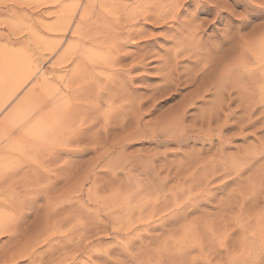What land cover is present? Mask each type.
Listing matches in <instances>:
<instances>
[{"label": "rangeland", "instance_id": "obj_1", "mask_svg": "<svg viewBox=\"0 0 264 264\" xmlns=\"http://www.w3.org/2000/svg\"><path fill=\"white\" fill-rule=\"evenodd\" d=\"M104 1L106 2V6H104ZM152 1L153 0H148V4L146 5H148V7L152 6ZM155 1L157 0H154V2ZM215 1H217L219 5L221 4V7L225 6L222 9L227 10V12L225 11V24L223 23L226 29L228 27L226 19L229 21V19L227 18L229 13L228 10H233L235 8V5L231 3V0ZM86 2L87 0H81V2L79 3L78 0H0V58H22L28 62V65L32 68L33 72L32 78L1 110L0 120L4 118L8 114L10 109L27 94L31 86L37 83V81L41 80L42 78L47 79L51 83L53 89H55L54 95H52L48 99H51L50 105L52 104L51 102L56 99L54 101L55 103L53 102V105L57 106V103V108L59 107L57 113V117L59 116V119L55 121L52 130L47 132L45 136L43 135V137H31L33 141L32 146L20 145L13 142V144L10 145L11 147H5V145H2L0 147V164H11L14 166V169L10 168V170H7L4 173V178L6 177L8 179L10 175L14 176L15 171L20 172L18 173V175L15 174V178L10 176L9 179L11 181H9V183L7 184L9 186L6 185V189H4L5 187L3 188L4 190H6V192L0 198V201L4 202H2L3 205L0 206V211L5 213L7 216L9 214V218L12 216L15 217L17 212L20 210L19 206L23 201H25V199L27 201L29 200V197L31 196V190H34L33 188H35V186H33L34 182L38 177L37 175H39L40 173H43L44 175H50L51 177L44 180L47 183L42 182L43 184H40V187H42V185L49 187L50 185L53 186V184H55L54 186L56 187L55 188L53 186L54 188L52 190L54 191L50 190V192L47 193L48 195L43 193L48 197L49 194H51L50 198L52 199L50 200L49 198V201L53 202L54 204L49 202L48 197L43 196L40 191L36 193L37 189H35L34 192L32 191V195L34 196L35 193L36 196L34 197L39 198L36 201V204H34L33 201L29 200L24 205H21L23 207L25 206V208L27 207V209L24 208V210L23 208H21V210L23 209L24 212L23 210L22 212L21 210L19 211V213L21 212L20 214L22 216L21 221H23L21 223L18 222L19 225L21 224L19 226V228L21 229L20 232L22 235L23 233H28L24 234L28 235V239L30 236H32L31 233H33V229H37L39 227L38 222L42 220L43 226L41 223L40 224L42 228H44L43 231L42 228H40V231L43 232V234L40 236L41 239L38 236V238L35 236L37 239L33 236L32 238L34 239L31 238L30 242L27 239L28 242H26L28 245L27 248H32V244H34L33 246L37 248L34 249V251L39 253L35 254V264H44V262L42 263L41 261L42 259L45 260V264H210L211 262V264H264V245L258 242V240H256V237L254 236L256 232V230H254L256 229L254 228L256 223L255 215L263 211V203H261L262 201L259 199V203H252V205L247 204V207H243L242 210H239V207H237V205H233L232 207L227 206V200L230 198V195L232 194L233 197L235 195H239V193H237L239 192V190L244 192L245 187H250L249 185L251 182L253 184L255 183V181H259V184L256 182V188L258 189L259 187L258 190L260 192L264 188V169H262L263 172L261 175H259V177L257 175L254 176L255 174L253 173V171L248 169L251 168L250 164H220L222 163L221 160L223 161V158L218 157L219 155L216 152L218 150H215V147L217 146L211 148L212 150L210 149L203 151L204 148L207 149L209 147L208 143L205 144L199 141H190V143L185 144L186 146H184L183 144L182 147H180L172 144L167 148L163 147L159 149L158 147L156 148L157 145H155L156 143H153L154 141L152 140V138H150L151 136L149 137V132L152 133L153 130L157 127L172 122V119L174 117L173 112L176 109L179 111V106L182 105L183 107L186 102L189 103L190 100H188L187 97L189 98L191 96H189V94L197 89L195 88V86L198 83L194 84L197 81L190 84V78L193 76V73L196 70L194 69L195 65L193 64L194 60H191L189 58L179 59V61L182 60V63L179 62V64L181 63L179 66H183H178L180 75L182 74V72L185 73V75H181L182 77L180 78L182 80L180 81V83H182H176L175 85L174 83H171L172 85L166 83L167 68L165 62L166 58L168 59L169 56L165 54V52L169 53L172 51V49L175 48L173 39L171 38V36H169V28L172 27L173 23L170 21L166 22V24L158 22L156 23L153 20L151 22L144 21L143 19L139 18L133 23L134 25L132 24V27L127 26V29H124V31L122 32H127V30H131L133 27L135 30L141 31L143 27L142 34L140 36L141 38L135 37L133 39H130L128 42L123 41V39L120 38L121 36H119V38H116L119 42L123 41L120 44L124 45L120 48L121 50H119L120 54L122 53L121 55L124 56V59L127 57V60H123L121 62L122 68L120 65L116 66V69L113 68L117 71L115 74L113 69L97 68V66H100L96 62L91 61L87 55L83 54L85 53V50L89 48V44L84 43L88 41L86 38L87 34L96 30V27L92 24L96 21L95 18L93 20L88 19L87 24L90 26L86 29H84L85 25L79 26V9L81 5L84 6ZM101 2H103L101 3L102 5L104 4L102 8L106 7L102 9L104 10L103 12H106L107 10L109 11V9L112 10V12L110 13L106 12V18L110 23L118 19L120 21H124V18H127L125 17L127 16L126 13L131 11L132 8H136L138 3H141L142 0H117L118 3H121V6H123L124 9H121L123 7H119V9L117 6V9L114 7L115 10L113 8L114 0H101ZM258 2L259 0H257V3ZM140 3L139 5H141ZM76 4H78L79 9L75 13H73ZM185 6V9L183 10H194L193 5ZM99 9L100 6H98L97 10L99 11ZM71 10H73V12ZM72 15L73 18L71 25L67 27V21L68 19H71ZM234 16V25H236L237 22L241 21L242 19H246V21L248 20V28L242 29L240 33V35L242 36H246V34L247 36L249 35L247 37V40L249 39L250 41V39L253 38L251 40H253L254 43L261 39H257L255 37L264 35L262 34L264 33V19L253 20L247 13L243 14L244 18H241V16L239 15ZM198 18L202 21H210L211 28H205V33L209 35V38L205 34V40L204 38L203 40L206 42L208 41L211 44L216 42L218 35H211V31L214 29V20H212L213 16L208 17L205 15H200ZM200 20L199 22H201ZM223 25L217 26L218 34L220 33V35L223 33L221 32ZM78 26L79 29H77ZM111 26L112 25L110 23L109 27ZM253 28L255 32L252 30ZM234 29L235 28L233 27V30ZM251 30L252 33H250ZM131 31L133 32V30ZM236 42H238V40ZM171 43L174 45V47H172L173 45ZM231 43H225V46L228 45L227 47H225L226 51L229 49L230 45H233ZM251 45L252 41L247 50H241V44L238 47L237 53H235L240 57L238 58L239 60L244 61V57H246L245 59L247 60H249L250 58V63H248L249 61L247 62V60L244 61L248 63L247 69L250 71H256L258 69V65L252 60L251 56L253 55V53L251 52V49L254 46ZM69 48V53H67L68 55L65 56L66 50ZM141 50H143V52L145 51L146 54L149 53L145 56V59L148 57L145 60L146 62H144L146 64L145 67L142 69L139 68V70L136 69V71H133L131 75L123 73L121 71L123 69V64L128 65V63H130L133 58H135L139 53H142ZM235 53H233L234 55L230 56V58L228 59L229 62L231 57L233 59V56L236 55ZM237 55L235 57H237ZM240 55H244V57ZM162 56L163 58H160ZM61 60H63L64 63L63 61L61 62ZM228 60L225 63H228ZM253 62L255 64H253ZM93 63L97 65L94 66ZM231 63H228V65ZM160 70L164 71L161 72ZM186 70H188V73L186 72ZM119 71L121 72L119 73ZM111 72L115 74V76L111 74ZM186 73H190V76L186 75ZM111 75L113 76L111 77ZM113 77H115L116 79ZM130 78L132 79V81ZM186 78L187 80L189 79V82L186 80L188 82V85L190 84L192 86H187V82L185 81ZM164 81L167 86L163 84ZM183 81L186 82V84H184ZM107 83L111 86V88H113L114 86L117 88L121 87L118 90H120V93L124 91L122 95L126 93L124 96L126 98L121 96V102H119L120 100L118 99L120 96H118L119 94L116 92V95H114V102H112V92L114 90L116 91L117 89H114L115 87L113 89H110V86ZM106 85L109 89H107ZM173 86H177L176 89H174ZM105 89L108 90V92L110 90L113 91H110L108 93ZM106 93L108 94L106 95ZM193 93H191L193 96H191V98H198L197 94L194 93L193 95ZM110 94H112V96ZM209 96V94L206 95V97ZM211 97L207 98L209 101H207V99H204L205 101H201V99H199L198 102L195 101V106H200L199 108L193 106L190 107L191 110L188 109L189 107L187 108V112L189 111L187 115L188 117L186 118L187 126L193 125L192 119H194V117L192 116L198 115L199 120V115L201 116V114L199 113H203V110H206L201 109V107L207 109L210 107V102L213 101L212 99L215 96L212 97V99ZM122 99L124 101H122ZM130 100L133 102V105L135 104L134 106L132 105ZM185 100H188L189 102ZM207 102H209V107ZM213 102H215V99ZM236 104L232 106L233 110H235ZM198 109L201 110V112ZM175 112L177 113V111ZM75 115H77V117ZM133 117L136 118L133 119ZM60 119L62 121H60ZM135 120L142 122L140 126L137 125L138 121ZM164 120L166 123H163ZM196 120L197 117H195L194 122ZM82 121L85 126H83ZM143 125H147L149 127L145 128ZM140 127L141 129L139 130ZM260 127L263 128H260V130H263V132L257 131L256 135L258 138L264 139V126H261L260 124ZM135 130H137L136 133ZM223 132V134H228V136L231 134V132L229 134V132H226L225 130ZM234 143H236V145H234L235 147L239 146L242 149H247L246 146L251 143L258 145L256 144L258 142L252 137L248 139L247 142H242V140L239 139V141L236 140ZM228 150L226 152L227 154H229V156H232L231 153L235 155L237 154V149L235 148H230ZM200 151H202V153ZM210 151L211 153H213H210L209 155L208 153ZM156 152H158L159 156H162L161 154H163L164 152L168 153L169 156H167V161L169 162V164H167L168 162L166 163L168 167L171 165H176L173 167L174 169L177 167L175 170L182 168L181 171L183 172H179V170H177L180 175L182 173L181 177L179 174L177 177L172 176L173 178L169 180L166 189L168 190V195L170 190L172 189H177L179 192H181V190L183 189L185 193L179 198V201L183 202V204L187 203L190 200V203H193L195 199L199 197L200 200H198L201 202L202 199L208 194L207 191L201 192L202 190H204L203 188L202 190H200L197 187L195 188V185H193L194 182H197L196 178H198V175H200L199 177H201L200 172L203 170V167L200 168V165H202V163L199 164V166L197 164L199 160L202 159V161H204L205 158V160H207L209 156H211L213 159L216 156L215 158L220 163H217L215 158V161H213V163L211 162V157H209L208 160H210L213 165H217V168L219 169L226 166L229 172L228 174H224L220 171L215 178H209V180H211V188L209 187V189H211L212 193L211 191L209 192L214 195H210L209 193L210 200H207V198L203 199L202 206H200V208L196 207L197 210L193 211V214L191 213L190 215V213H188V218H186V220H183V222L177 221V219H175V216L180 217L179 214H182L181 211L176 212L177 208H172L173 211H171L172 209L164 211L165 213H159L160 216H157L154 215L156 214V212L154 213L151 207L152 200L156 198L153 197L152 199L151 196H156V194L148 197L151 199L149 202H147L146 200L147 203L145 206V196H139L140 198L138 197L136 199V195H133L136 192L134 179L132 177H128L126 173L127 170L134 169L135 166L134 170H138L137 173L139 172L140 174L138 177L139 180L145 183L146 177L142 173V171L146 166L150 165L149 162L154 159L153 155L156 154ZM195 152H200L202 154V158L200 156H197V158L195 159L194 157L196 156H193L196 154ZM204 152L205 154L207 152L208 157L204 154ZM200 153H197V155H201ZM189 154H193V157L191 156L190 158ZM204 155L206 157H204L203 159ZM184 156H187V158ZM154 160L155 161L152 164H154L156 167L162 164L157 159ZM207 161H204V163H207ZM185 163L187 164L184 168L183 164ZM192 163L195 165L197 164L196 169L198 170V168H200L201 171L199 172V170L197 171L196 169H193L194 174L192 171L191 174L190 170L192 166H194ZM260 163L262 166H264V160H262ZM260 163L256 164L257 166L255 168H260ZM246 165H248L247 168ZM178 166L180 168H178ZM262 166L261 168H263ZM173 168H171L172 171ZM234 168H238L240 170L239 172H241L239 174H242L241 180L243 179V182L245 181L244 184H242L243 187L242 185L241 187H239L238 184L230 185L229 188L228 186L226 187V185L223 186L224 184H229V182L233 183L234 181L231 180H235L237 178L238 174L234 173ZM184 169L186 170L184 171ZM242 169L245 170L243 171ZM34 170L36 171V174L34 173ZM38 170H40L41 172ZM47 171L50 172V174ZM45 172L47 173L45 174ZM32 174H34V178L32 177ZM41 175L42 174H40V176ZM53 175L56 176L54 177ZM255 177H259V179ZM13 180L14 185H16L15 182L20 183L21 181L19 185L17 184L14 191L10 189V183H12ZM32 180L33 182H31ZM192 181L193 183L191 184ZM27 182L32 185L28 186V183V189L27 187L24 189L23 187H25L24 185ZM79 182L80 184L81 182L84 183V187L81 199L76 200V194L74 192L73 193L75 195H73V193L71 194V191L69 190H72V186H74L73 184ZM185 183L189 187L184 185ZM262 183L263 185H261ZM51 186L49 187V189L52 188ZM64 187H67L68 191L66 189L65 192ZM193 187L194 189H192ZM57 190L59 191L57 192ZM55 191L57 192V194H55ZM20 192L22 195L20 194ZM67 192H69L71 195ZM233 192L235 193L233 194ZM63 193H67L69 195H64ZM202 193L206 194L202 195ZM26 196L28 197V199L26 198ZM69 196L70 199H68ZM212 196L214 198H212ZM11 197L13 198V200L11 199ZM40 197L42 199L47 198L46 202L50 203H48V206H50L49 211L45 209L48 207H46V203L44 202V200L40 199ZM184 197L185 199L188 198L187 202L185 201V199H183ZM22 198L25 199L23 200ZM32 198L33 197L31 196V199ZM172 200L168 204H172ZM204 200H207L206 202L209 201L208 204L205 203ZM55 201H58V204H55ZM127 203L130 206L129 209H125L126 207H123V205L127 206ZM153 203H155V199ZM190 203L188 202L187 205H191ZM9 204L11 205L9 206ZM27 204H31L32 206L30 205V207H32V209L34 205V212ZM52 204L53 206H55L52 210H50L53 207ZM4 205H6L7 207ZM56 206H58V209H55ZM118 207L120 210H118ZM16 208L19 210H17ZM6 209L8 210L6 211ZM9 210L10 212H8ZM54 210L59 211L57 212ZM78 210L80 212V215H77V213L79 214V212L76 213V211ZM25 212L26 214H24ZM11 213L13 215H10ZM28 213L30 214L28 215ZM173 213H177L178 216L176 214L173 216ZM60 214L63 215L61 216ZM151 215L153 217V220L150 219ZM161 215L163 216V218H165H160L161 223H164L166 219L169 220L168 226L167 222H165V229L161 227V225L159 224L160 222L158 221L159 217H162ZM204 215L206 216L204 217ZM57 216L60 217L57 219ZM168 217H172L175 220ZM66 219L69 221H67ZM46 220H48L46 225L49 228L45 226ZM64 220H66L67 222H64ZM93 220L95 224H98L95 225L96 227H93V229L97 228V226L99 227L100 224H104L105 227L103 226L102 228L106 229L101 230L100 227L99 232L101 236L99 235L91 238V240L85 243L87 244V247L81 248L80 251H78V247L76 248L75 244L81 245L79 241H83V239L87 236L84 235V237L82 235L81 240L78 234H83L87 228L91 227L90 225L94 224ZM99 221L101 223H99ZM88 222L90 223V225L88 224ZM156 222L159 225L156 226ZM176 222L182 223L178 225V223ZM191 223H194V225H192ZM195 223L197 224L195 225ZM147 225H149V227H147ZM153 225H155L156 227ZM146 228H150L148 229L149 231ZM152 228L154 229L152 230ZM38 230L39 229H37L36 232H40ZM104 230H106L107 232ZM37 235L40 234L38 233ZM31 240H34V242H32ZM40 241L41 244L39 243ZM42 241L44 243H42ZM37 243L40 244L39 247V244ZM15 244L16 243H14V241L10 242L7 237L0 240V264H5V256L7 255L6 253H8V251ZM35 244L37 245V247ZM114 250H116V254H114ZM50 259L51 261H49ZM29 260L30 259L27 257L25 258V260L22 259L21 261H23V263H21L30 264Z\"/></svg>", "mask_w": 264, "mask_h": 264}, {"label": "bare ground", "instance_id": "obj_2", "mask_svg": "<svg viewBox=\"0 0 264 264\" xmlns=\"http://www.w3.org/2000/svg\"><path fill=\"white\" fill-rule=\"evenodd\" d=\"M147 1L148 0H142L143 4H142V2L141 3L139 2L141 5H139V3H138L136 8H132L131 7L132 9H131V11L126 13L127 16H125V17H127V18L126 19L124 18V21L122 19H121L122 21H120L118 19V20H115L113 22H110L111 25H112L111 26L112 28L109 27L110 23H109V21L106 18V12L110 13V12H112V10H110V9H109V11L105 10L106 12H103L104 10H102V9L106 8V7L102 8L103 5L106 3L105 1H104V4L102 5L101 3H103V2H101V0H87L86 4L84 6L81 5L80 9L78 8V4H76L74 12H73V10H71V11L73 13H75L79 9V12H80L79 26L85 25L84 29H86L87 27L90 26V25L87 24L88 23V19H92V20L94 18L96 19V21L94 23H92L96 27L95 28L96 30L94 32H90V33L87 34L86 38H87L88 41L84 42V43H86V44L88 43L89 44V48H87L86 50L84 48L85 53H83V54L87 55L91 61L96 62L100 66V67L97 66V68H100V69L101 68L102 69H105V68L113 69L114 68V69H116L117 68L116 66H119V65L122 68L121 62L123 60H127L126 59L127 57L124 59V56L121 55L122 53L120 54V50H121L120 48L124 45V44L121 45L120 43L123 42V41L128 42L130 39H133L135 37H140L141 34H142V29H143V27H142L141 31H137L133 27L131 29V30H133V32L131 30H127V32H122V31H124V29H127V26L128 27H132L134 25L133 23L139 18L143 19L144 21H151L152 22V20H153L156 23L158 22V23H165L166 24V22H168V21L172 22L173 23L172 27L169 28L170 29L169 36H171V38L173 39V44L175 45V48L172 49L171 52H169L170 55H169V53L165 52V54H167L169 56L168 59L166 58V62H165L166 68H167V69L165 68L166 71H167V75H166V81L167 82L166 83H168L169 85H172L174 83V85H175L176 83L179 84L180 81H182L180 79L182 77L181 75H183V74L185 75V73L182 72V74L180 75V71H179L178 68L182 66V65L179 66L182 63L181 62L182 60L179 61V59L189 58L191 60H194L193 64L195 65L194 69L196 71L193 73V76L191 77L192 79L190 78V84H192V82L194 83L195 81H197V82L194 83V84L198 83V84H196V86L194 85L195 88H197V89H195L193 92L197 94L198 98L192 99L191 98V96H192L191 93H193V92H191L189 94V96L191 95L189 97L190 99L187 97V99L190 100V102L188 100H185V101H188L190 104L186 102L185 105H183V107H182V105L179 106L180 109L181 108L182 109L181 110L179 109V111L176 109L175 111H177V113L174 111L176 114L173 112L174 117L172 119V122H170L168 124H165V125H161L160 127H157L154 130L150 127L153 130V132L152 133L149 132L150 133L149 137L151 136L150 138H152V140L154 141L153 143L154 144L156 143L155 145H157L156 148L158 147L159 149L163 148V147L167 148V147H169L172 144H174L176 146H180V147H182L183 144H184V146H186L185 144L190 143V141L191 142L199 141V142H202V143H205V144L208 143L209 147L207 149L204 148L203 151L210 150L211 148L217 146V147H215L216 148L215 150H218V151H216L217 154L219 155L218 157L223 158V161L220 159L221 162H222V163H220L215 158L216 157L215 156L214 158L216 159L217 163L219 162L220 164H223V165L224 164H228V163L229 164H233V165H235V164L236 165L237 164L238 165L239 164H250L251 166L250 165L249 166L251 168H248V169L253 171V173L255 174L254 176L261 175L262 172H263L262 169H264V166H262L261 163H260L262 160H264V139L258 138L256 133H257V131H259V132L262 131L263 132V130H260V128H261L260 124H261V126H264V35L263 36L261 35L259 37H255L257 39L258 38H261V39L256 41V42H254V43H253V40H251L253 38H251L250 41H249V39L247 40V37L249 35L248 36H247V34H246V36L240 35L242 29H247L248 28V26H249L248 25V20L247 21H246V19H242L241 20V18H240L241 21H238L237 24L235 23L236 25H234L233 24L234 23L233 18L235 17L234 16L235 14H233V10H231V11L228 10L229 13H228V17L227 18L229 19V21L226 19V21L228 23V27L225 29V25H223V23L225 22V11L227 12V10L222 9L225 6L221 7V4L219 5V3L217 1H215V0L214 1L213 0H157L155 2L153 0L152 1L153 2L152 6H149V7H148V5H146V4H148ZM149 1H151V0H149ZM79 2H81V0H78V3ZM144 2H146V3H144ZM114 3H115V5H114ZM114 3H113V8L115 7L117 9V6H118V8L119 7L120 8L123 7V6H121V3L117 2V0H114ZM185 5H188V6L189 5H191V6L193 5L194 10L193 9H192L193 11L183 10L186 7ZM98 6H100L99 11L97 10ZM104 6H106V4ZM115 8H114V10H115ZM121 9H124V7L121 8ZM125 11H126V7H125ZM200 15H205V16H208V17L209 16H211V17L213 16L212 20H214L213 21L214 29L211 31V35H214V36L218 35L216 42L211 44L208 41L207 42L204 41L205 40L204 35L206 34L205 33L206 32L205 28L206 27L211 28V27H210V21H208V20H206V21L203 20L202 21V20H200L198 18ZM68 16H70V15H68ZM189 17H191V18H189ZM72 18H73V15L71 16V19H68L67 27H69L71 25ZM199 20L201 22H199ZM62 24H65V23H62ZM219 25H223V28L221 29V32H223V33L221 35H220V33L218 34L217 26H219ZM79 26L77 27V29H79ZM233 27L235 28L234 30H233ZM254 28L252 30L255 32ZM252 30H251L250 33H252ZM73 33H74V31H73ZM225 33H226V38H225ZM250 33H248V34H250ZM262 34H264V33H262ZM119 36H121L120 38H122L123 41H120V42L117 41L118 39H116V38L117 37L119 38ZM142 37H143V35H142ZM207 37L209 38V35H207ZM168 38H170V37H168ZM203 38H204V40H203ZM172 39H170V40H172ZM119 40H121V39H119ZM237 40H238V42H236ZM251 41H252V45L251 46H254V47H252V49L250 48L251 52L253 53V55L251 57H252V60L258 65V69L256 71H250V70L247 69V64L250 63V61H251L250 58H249V60H247V59H245L246 57H244V55L243 56L240 55V56L244 57V59H243L244 61H246V60H247V62L249 61L247 63V62H244L242 60H239L238 58H240V57L236 54L237 51H238L239 45L242 44V48L240 46L241 50H247V48L251 44ZM254 41H255V39H254ZM228 42H230V43L232 42L231 44H233V45H230L229 49L226 51L225 47H227L228 45L225 46V43H228ZM174 45L172 47H174ZM69 50H70V48L66 50L65 56L68 55L67 53H69ZM141 51H142V53H139L135 58H133L132 61L130 63H128V65L127 64H125V65L123 64V69L121 70L123 73L131 75V73L133 71H136V69L139 70V68L142 69V68L145 67L146 64L144 62H146L145 60L148 58L147 57L145 59V56L147 54H149V53L146 54L145 51L144 52H143V50H141ZM248 52H250V51H248ZM143 53H145V54H143ZM233 53H235L237 55V57H235L236 55L233 56V59L231 57L230 62H229L228 59L230 58L231 55H234ZM247 56H248V54H247ZM160 58H163V56L160 57ZM227 60H228V63H231V61H232V63L228 65V63H225V62H227ZM62 61L63 60H61V62ZM179 62H181V63L179 64ZM254 62H253V64H255ZM63 63H64V61H63ZM93 65L96 66L94 63H93ZM121 68H119V69H121ZM95 69H96V67H95ZM121 71H119V73ZM162 71H164V70H162ZM114 72L116 74L117 71L114 70ZM186 72L188 73V70H186ZM187 73H186V75L190 76L189 75L190 73L189 74H187ZM111 74H113V73L111 72ZM115 74H113V75L115 76ZM113 75H111V77ZM32 76H33L32 68L28 65V62L26 60H24L22 58H19V59H10V58H7V57L0 58V112L15 97V95L24 87V85L32 78ZM185 77H187V76H185ZM113 78H115V77H113ZM186 80H187V78L185 79V81ZM131 81H132V79H131ZM186 82L183 81L184 84H186ZM188 82H187V86H192L190 84L188 85ZM166 83L164 81L163 84L166 85ZM89 86H90V84H89ZM104 86H105V84H104ZM106 87H107V89H109L107 85H106ZM124 87H125V85H124ZM176 87L177 86H175V87L173 86L174 89H176ZM93 88H95V87H93ZM113 88H111V86H110V89H113ZM119 88H121V87H119ZM119 88L115 87L114 89H117L116 91L115 90L114 91L110 90L111 92L113 91L112 92L113 99H111L112 102H114V95H116L115 94L116 92L119 94L118 96H120L119 99H118V100H120L119 102H121V99H120V98H122L121 96H123V97L125 96L126 93L124 95H122L124 91L121 90L122 93H120L119 92L120 90H118ZM171 88H172V86H171ZM164 89H165V87H164ZM106 91L108 92V90H106ZM92 92H94V91H92ZM54 93H55V89H53L51 83L45 78H42L41 80H38L37 83L33 84L31 86V88L29 89V91L27 92V94L10 109V111L8 112V114L4 118H2L0 120V147L2 145H5V147H11L10 145L13 144V142L16 143V144H20V145L32 146L33 145V141H32L31 137H43V135L45 136V134L47 132L52 130V128L54 127L55 121L57 119H59L58 118L59 116L57 117L58 108H59V107L57 108L58 104L56 103L57 106L53 105L55 103L54 101L56 99L53 101L54 103L51 102L52 103L51 105H50V100L51 99L48 100L52 95H54ZM108 93H106V95ZM194 93H193V95H194ZM112 94H110V95L112 96ZM208 94L210 96L206 97V95H208ZM211 96L212 97L215 96V97L212 99ZM210 97H211V99L213 101L215 99V102L211 101L213 103L210 102V107H209V102H207L208 103V107H209L208 109L201 107V109H206V110H203L204 111V112L202 111L203 113H199V114H201V116L199 115V117H200L199 120H198V115L192 116V117H194V119H195V117H197V120L194 122V119H192L193 122L192 121L191 122H192L193 125L187 126L186 125V121H187L186 118L188 117L187 115H188V112H189V111L187 112V110L188 109L191 110L190 107H192V106L193 107H198V106H195V103H196L195 101L198 102L199 99H201V101L204 100V99L206 100L207 98H210ZM124 98H126V97H124ZM123 99H122V101H124ZM60 100H61V98H60ZM109 100H110V98H109ZM115 100H117V99H115ZM57 101H58V99H57ZM207 101H209V100L207 99ZM131 103L133 105L132 101H131ZM201 103H198V104H201ZM235 104H236V107H235V110H233L232 106L235 105ZM204 107H206V106H204ZM199 111L201 112V110H199ZM138 112H140V111H138ZM132 113H133V110H132ZM75 116L77 117V115H75ZM84 116H85V114H84ZM134 118H136V117H133V119ZM60 121H62V120L60 119ZM60 121H57V122H60ZM135 121H138V120H135ZM85 122H86V120H85ZM141 123L142 122L138 121L137 125L140 126ZM163 123H166L165 120H164ZM82 124H83V121H82ZM70 125H71V123H70ZM75 125H74V127H75ZM83 126H85V125L83 124ZM139 126H136V127H139ZM143 126L145 128L149 127L147 125H143ZM55 127H56V125H55ZM72 127H73V125H72ZM140 129H141V127L139 128V130ZM261 129H263V128H261ZM224 130L226 132L228 131L229 134L231 132L232 135L230 134L228 136V134H223ZM136 131L137 130H135V133H136ZM143 131H144V129H143ZM232 131H234V132H232ZM251 137L254 138L258 142V143H256L258 145H255V144L251 143L248 146H246L247 149H245V148L242 149L238 145H237L238 147L234 146V145H236V143H234L236 140L239 141V139H240V140H242V142L243 141L247 142L248 139H250ZM230 148L237 149L236 150L237 154L235 155V154L231 153L232 156H229V154H227L226 151L228 149H230ZM228 151H230V150H228ZM200 152L202 153V151H200ZM200 152H195L196 153L195 155H193L194 153L192 154L193 156H196V157H194L195 159L197 158V156H200L202 158V154ZM207 152H206V154L204 152V154L208 157ZM197 153L198 154L200 153L201 155H197ZM210 153H211V151L208 154L210 155ZM161 155L162 156H159L158 152H156V154L153 155L154 159H157L160 163H162L160 166L156 167L154 164H152L155 161L153 159V160H151L152 162L151 161L149 162L150 165L146 166L145 169L142 171V173L146 177L145 183L141 182L139 180L138 177H139L140 174H139V172L137 173L138 170H134L135 166H134V169H130L131 168L130 167L129 168L130 170H127L126 173H127L128 177H132L134 179V186L136 187V192L134 194L132 192V194L136 195V199L139 196L140 197L141 196H143V197L145 196L144 197L145 200L143 199L145 201V203H144L145 206H146V203L149 202L150 199H151V198H148V197H150L153 194H156V196H154V195L151 196L152 199H153V197H156V198H154L155 199V203H153L154 199L152 200V206H151L152 207V211L154 213L156 212V214H154V213L153 214L158 216L159 213L163 214V213H165L164 211H168V210H170L172 208L173 209L177 208L176 212L181 211L182 214H179L180 213L179 212L178 214H179L180 217H176L175 216V219H177V221H182L183 222V220H186V218H188V213H190V215H191V213L192 214L194 213L193 211L197 210L196 207L200 208V206H202L203 199L207 198V200H208L210 195H214V194H211L212 191H211V189H209V187L211 185L210 184L211 180H209V178L210 177L215 178L216 175L219 174L220 171H221V173H224V174L225 173L228 174L229 171H228V168L226 166H225L226 168L223 167V166H222L223 168H220V169L217 168V165H213L212 164L213 161H215V159L214 158L212 159V157L209 156L212 159L211 160L212 163L210 162V160H208L209 157L207 158V160L209 161L208 162L207 160H205L206 158L204 159V157H206L204 155L203 159H204V161H207V163L206 162L205 163L206 164L210 163L209 164L210 166L206 165L204 163V161H202V159L197 162L198 166H199V164L202 163V165H200L201 166L200 168L203 167V170L201 171L200 168H198L199 172L201 171L200 172L201 177H199L200 175H198V178H196L197 182H194L193 185H195V188L197 187L200 190H202V188H203L204 190H202L201 192H203V191L206 192L207 191L208 194L206 196H208V197L205 196L202 199L201 202L199 201L200 197L196 198L195 201L193 202L194 204L190 203L191 200L189 199L190 201H188V202L191 205H187L188 204V202H187L188 198L186 197L187 199H185V197H184L183 199H185V201L187 202V203H185L186 204L185 205V204H183V202L179 201V198L181 197V195H183L185 193V191L183 189L181 190V192H179L177 189H172V190H170L169 195H168V190L166 189V186H167L169 180L172 179L174 176L177 177L178 174L180 175L179 172L181 171L182 168H180L178 166V168H180V169H177V170H179V172H177V170H175L177 167L175 169L173 168L176 165H173V166L171 165V166H169L170 167L169 168L168 165H167V164H169V162L167 161V158H168L167 156H169L168 153L164 152ZM174 155H176V154H174ZM192 155L189 154L190 158H191ZM189 156H188V159H189ZM212 156H214V155H212ZM184 157L187 158V156H184ZM200 157H199V159H200ZM187 163L183 164L184 168L186 167L185 165ZM203 163H204V165H203ZM259 163H260V165L263 168H261V166H260V168H258V167L255 168L257 166L256 164H259ZM193 165L194 166H192V168L191 167H189V168H191L190 172L192 171L193 174H194V170L197 167H196L195 164H193ZM247 167H248V165H246V168ZM10 168L14 169V166L11 165V164H0V198L2 197V195L5 194L6 190H4V189H6V187L9 186L7 184L9 183V181H11L9 179L10 176H11L10 174H9L10 176L8 175L9 176L8 179L6 177L4 178V173L7 170H10ZM171 168H173V171L171 170ZM185 170L186 169H184V171ZM233 170H234V173L238 174V176L236 175L237 178L235 180H231V181H234L233 183L229 182V184L227 183V184H224L223 186L226 185V187L228 186V188H229L230 185L238 184V186L241 187V185L244 184L245 181L243 182V179L241 180V175L242 174H239V173H241V172H239L240 170L238 168H234ZM38 171H40V170H38ZM15 172H17V171H15ZM15 172H14V176H16V175H18V173H20V172H17V173H15ZM35 172L36 171L34 170V173ZM47 172H45V174ZM181 172H183V171H181ZM192 172H191V174H192ZM202 172H203V174H202ZM48 173L50 174V172H48ZM40 174H42V175L40 176ZM40 174L37 175L38 177L36 178V180L34 182V185H33V186H35V188H33L34 190H31V196L33 198L31 199V196L29 197V200L33 201L34 204H36V201L39 198H35L34 196H36V195L34 193V196H33L32 195V191L34 192L35 189H37L36 193L38 191H40L41 194L45 193L46 195H48L47 193L50 192V190L54 191L52 189L55 187L54 186L55 184H53L54 187L50 185L52 187L50 189H49L50 186L48 187V186L42 185V187H40V184H43L42 182H46L44 180L51 178L50 175H44L43 173H40ZM56 174H58V173H56ZM33 175L34 174H32V177H33ZM181 175H182V173H181ZM181 175H180V177H181ZM263 175H264V173H263ZM14 176H11V177H14ZM29 176H31V175H29ZM53 176L55 177L56 175H53ZM230 176H231V174H230ZM259 177L258 178L255 177V178L259 179ZM23 178H24V175H23ZM33 180L31 182H33ZM57 181H56V183H57ZM13 182H14V180L12 181V183H10L11 184L10 185L11 186L10 189L14 191L15 187L17 186V184L19 185L21 183V181H20V183L15 182L16 185H14ZM256 182L258 183L259 181H255V183H253V184H252V182L251 183L249 182L250 183V185H249L250 187L246 186L244 192L239 190V192H237V193H239V195H235L233 197V195L231 194L232 197L230 195V198L228 200L227 199L226 200L228 201V205L227 206L232 207L233 205H235V206L237 205V207H239V210H242L243 207H245L247 204H251L252 205V203H254V204L257 203V202L259 203V199L262 201L261 203H263V211L261 213H258L257 215H255L256 223H255V227L254 228H256V229H254V230H256V232L254 231L255 232L254 236L256 237V240H258V242H260L262 245H264V188L263 189L261 188L262 190L260 189L261 191L259 192V190H258L259 187H258V189L256 188V186H257ZM28 183L29 182L25 183V185H24L25 187H23L24 189L27 187ZM186 183L184 185H186ZM192 183H193V181L191 182V184ZM83 184L84 183H82V182H81V184H80V182L79 183H75V184H73L74 186H72L73 188L71 187L72 190H69V191H71V194L73 192L76 194V198H75L76 200L77 199L80 200L81 197H82V192H83V187H84ZM30 185H32V184L29 183L28 186H30ZM261 185H263V183ZM186 186H188V185H186ZM263 186H261V187H263ZM67 187H64L65 188V192H66ZM242 187H243V185H242ZM27 189H28V187H27ZM31 189H32V187H31ZM192 189H194V187ZM222 189H223V187H222ZM132 190H133V188H132ZM58 191L59 190H57V192ZM67 191H68V189H67ZM209 191H211V193ZM57 192L55 191V194H57ZM240 192H242V193H240ZM67 193H69V192H67ZM74 193H73V195H75ZM209 193H210V195H209ZM234 193L235 192H233V194ZM20 194H21V192H20ZM60 194H61V192H60ZM66 194H64V195H66ZM69 194H67V195H69ZM205 194L202 193V195H205ZM24 195H25V193H24ZM50 195L51 194H49V197H48V196H45L43 194V196L48 197V201H49V198L51 197ZM18 196H20V195H18ZM62 197H63V195H62ZM26 198L28 199L27 196H26ZM146 198H148V199H146ZM212 198H214V197L212 196ZM11 199L13 200L12 197H11ZM40 199H42V198L40 197ZM46 199H42V200H44V202L46 203V207H48V208H45V207L44 208L49 211L50 206H48V203L51 202V201L46 202ZM51 199L52 198H50V200ZM68 199H70V196L68 197ZM4 200H5V198H4ZM146 200H147V202H146ZM171 200H172L173 203L172 204H168ZM28 201L25 199V201H23L21 205H24ZM142 201H141V203H142ZM178 201H179V203H178ZM206 201H205V203L208 204L209 201L208 202H206ZM2 202L3 201H0V206L3 205L4 202L3 203ZM10 202H12V201H10ZM51 203H53V202H51ZM56 203L58 204V201H55V204ZM60 203H61V201H60ZM53 204H52V206H53ZM10 205L11 204H9V206ZM21 205L19 206L20 210H21V208H23V209L25 208V206L23 207ZM27 205H29V207H30L31 204H27ZM209 205H211V204H209ZM4 206H6V205H4ZM54 206L50 210H52L54 208ZM57 207L58 206H56L55 209H58ZM123 207H126L125 209H127V208L129 209L130 206L127 203V206L123 205ZM30 208L32 209V207H30ZM25 209H27V207ZM33 209H34V205H33ZM33 209H32V211L34 212ZM65 209H67V208H65ZM137 209H139V208H137ZM173 209L171 211H173ZM7 210L8 209H6V211ZM17 210H19V209H17ZM22 210H21V212H22ZM24 210H23V212H24ZM118 210H120L119 207H118ZM123 210H124V208H123ZM19 211L18 212L16 211L17 214L15 215V217L12 216L10 218H9V214L8 213H7L8 214V216H7L5 213L0 211V240H2V238H6L7 237L10 242L14 241V243H16L8 251V253H6L7 255L6 256L4 255L5 258H6L5 264L6 263L7 264H22L23 261H21V260L22 259L25 260V258H27V257L30 259L29 260L30 264H35V261H36L35 260V254L37 252L34 251V249H37V248H35L33 246L34 244H32V246H31L32 248H30V247L27 248L28 245H27L26 242H28V240L30 242V239L33 236L34 237L38 236L40 238V236L43 234L42 231H43L44 227L42 228V226H43L42 220L39 221L37 219L39 221L38 222V226L39 227L37 229H39L38 231H40L41 230L40 228H42V231L36 232L37 229L33 227L34 231L32 230L33 231V233H31L32 236H30L29 239H28L27 238L28 235H24V234H28V233H23V235H22L21 232H20L21 229L19 228V226L21 224L19 225L18 222L21 223L23 221H21L22 216L20 214L21 212L19 213ZM54 211H57V210H54ZM60 211H62V210H60ZM8 212H10V210ZM77 212H79V210L76 211V213ZM30 213H28V215ZM24 214H26V212ZM56 214H58V213H56ZM175 214L177 215V213H175ZM175 214L173 213L172 215L174 216ZM10 215H13V214L11 213ZM77 215H80V212H79V214L77 213ZM207 215H209V214H207ZM157 216H155V217H157ZM205 216L206 215H204V217ZM59 217L60 216H57L56 218L58 219ZM64 217H65V215H64ZM151 217H152V215H151ZM151 217H150V219L153 220V217L152 218ZM160 218L162 219L163 216L159 217V220H158L159 222H160ZM168 218L171 219L172 217H168ZM63 219H65V218H63ZM163 219H165V218H163ZM172 219H174V218H172ZM66 220H64V222ZM47 221L48 220H46V223H45L46 227H48L46 225ZM67 221H69V220H67ZM168 221L169 220H167V219L165 221V222H167V226L169 225ZM93 222H94V220H93ZM165 222L164 223H161V222L159 223L161 225V227L164 228V229L166 227ZM182 222H179V223L176 222V223H178V225H179ZM40 223L42 224V226H41ZM99 223H101V222L99 221ZM169 223H171V222H169ZM88 224L90 225L89 222H88ZM159 224L157 223L156 226L159 225ZM196 224L197 223H195V225ZM202 224H203V222H202ZM95 225H98V224H95V222H94V224L93 225L91 224L90 225L91 227L87 228L83 234L82 233L78 234V236L80 238L82 237V235L83 236L87 235L86 237L84 236L85 238L83 239V241H79V243H81V245L75 244L76 248L78 247L77 248L78 251H80L81 248L87 247V244H85V243L88 242L89 240H91V238L99 236L100 235V232H99L100 229L101 230L106 229V228H102L104 226V224L103 225L100 224L102 226L99 225V227L97 226V228L93 229V227H96ZM149 225H150V223H149ZM149 225H147V227H149ZM192 225H194V223ZM206 225H207V223H206ZM153 226H155V225H153ZM154 228H152V230ZM23 229H25V228H23ZM148 229H150V228H148ZM170 230H172V229H170ZM104 231H106V230H104ZM104 231H102V232H104ZM27 232H28V230H27ZM38 233L40 235H37ZM42 238H44V237H42ZM32 239H34V238H32ZM81 240H82V238H81ZM43 241H42V243H44ZM32 242H34V240ZM39 243L41 244V241ZM39 243H37V244H39ZM142 243H143V240H142ZM40 244L38 245V247L40 246ZM29 245H30V243H29ZM36 247H37V245H36ZM115 251L116 250H114V254H116ZM37 254H39V253H37ZM48 257H49V255H48ZM41 261H42V263L44 262V264L46 263L44 259H42ZM49 261H51V259ZM209 262H211V261H209Z\"/></svg>", "mask_w": 264, "mask_h": 264}, {"label": "snow or ice", "instance_id": "obj_3", "mask_svg": "<svg viewBox=\"0 0 264 264\" xmlns=\"http://www.w3.org/2000/svg\"><path fill=\"white\" fill-rule=\"evenodd\" d=\"M231 3L235 5L233 14L243 17L244 13H247L253 20L264 19V0H231Z\"/></svg>", "mask_w": 264, "mask_h": 264}]
</instances>
